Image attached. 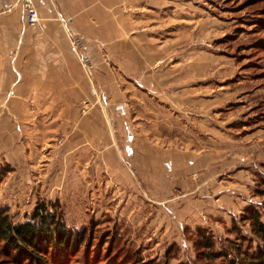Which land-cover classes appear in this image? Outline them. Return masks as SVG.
Segmentation results:
<instances>
[{
  "label": "rangeland",
  "instance_id": "obj_1",
  "mask_svg": "<svg viewBox=\"0 0 264 264\" xmlns=\"http://www.w3.org/2000/svg\"><path fill=\"white\" fill-rule=\"evenodd\" d=\"M175 1L171 14H190L191 28L182 36H172L173 30L157 34L163 52L143 74L150 79L155 74L160 83L142 88L134 79L142 70L125 74L111 54L97 55L101 80L91 86L93 115H88V101L79 108V123L96 127L90 161L96 176H88L92 166L86 161L80 172L87 176H72L69 165H47L40 176L45 145L30 147L23 132L28 118L2 116L0 101V205L20 222L44 201L68 226L82 231L88 245L59 264H224L222 257L204 258L200 228L212 236L214 250H234L240 235L255 238L242 215L249 204L264 208V0ZM141 90L149 92L144 98L148 116L136 105ZM121 103L126 115L120 114ZM137 107L155 122L161 140L175 135L179 141L191 139L193 148L201 144L196 149L207 154V169L172 176L161 165V176H105L110 161L119 169L124 120ZM18 124L21 131L11 134L8 128ZM66 139L59 133L52 152ZM111 151L119 159H106ZM24 160L29 161L25 168ZM12 162L22 165L18 174ZM55 166L61 176H48ZM26 169L37 174L23 176ZM0 264L15 263L0 253Z\"/></svg>",
  "mask_w": 264,
  "mask_h": 264
},
{
  "label": "crops",
  "instance_id": "obj_2",
  "mask_svg": "<svg viewBox=\"0 0 264 264\" xmlns=\"http://www.w3.org/2000/svg\"><path fill=\"white\" fill-rule=\"evenodd\" d=\"M31 1L42 28L27 23L23 0H0V101L5 103L1 115L28 118L23 128L26 142L30 147L44 144L42 147L48 151L40 176L45 175L47 165L62 169L69 165L72 176H87L85 172L81 174L80 167L85 161L91 166L95 163L90 161L97 148L92 137L96 127L79 123V108L81 101H88V115H93L91 86L101 80L95 68L97 55L101 51L111 54L125 74H132L131 69L142 70L135 75L136 84L142 88L155 86L160 83L155 74L152 73L153 80L143 70L153 69L163 52L156 41L157 34L172 30L175 37L189 34L191 15L181 11L171 14L175 0ZM176 16L179 22H175ZM141 91L136 94V105L149 113L151 110L144 104L149 92ZM125 110L121 103L120 114L126 115ZM135 112L131 119L124 120L126 140L119 169L110 161L105 176H161L164 165L171 169L172 176H189L193 170L207 169V154L196 149L201 144L193 148L191 139L179 141L175 135L163 141L155 122L144 118L145 113H139L138 107ZM8 130L11 134L21 131L19 124ZM61 132L67 139L55 146L54 153L53 139ZM168 137L172 138L171 134ZM110 148H115L112 142ZM105 155L106 159L112 160L115 155L119 159L112 151ZM22 164L25 168L29 161ZM12 165L18 167L14 173L18 174L22 165ZM59 166L50 168L47 175L61 176ZM94 169L92 166L88 176H96ZM34 174L35 169H26L22 175Z\"/></svg>",
  "mask_w": 264,
  "mask_h": 264
},
{
  "label": "trees",
  "instance_id": "obj_3",
  "mask_svg": "<svg viewBox=\"0 0 264 264\" xmlns=\"http://www.w3.org/2000/svg\"><path fill=\"white\" fill-rule=\"evenodd\" d=\"M242 217L248 221L254 240L240 235L234 250H214L212 236L200 228V241L206 249L204 258L211 261L222 257L224 264H264V208L249 204ZM82 245H88L83 232L68 226L62 213L50 210L44 201L38 202L29 218L20 222H14L0 205V253L15 264H59Z\"/></svg>",
  "mask_w": 264,
  "mask_h": 264
},
{
  "label": "built area",
  "instance_id": "obj_4",
  "mask_svg": "<svg viewBox=\"0 0 264 264\" xmlns=\"http://www.w3.org/2000/svg\"><path fill=\"white\" fill-rule=\"evenodd\" d=\"M23 4L26 9V21L30 25H35L38 28H42L43 24L40 22L38 13L31 0H23Z\"/></svg>",
  "mask_w": 264,
  "mask_h": 264
}]
</instances>
